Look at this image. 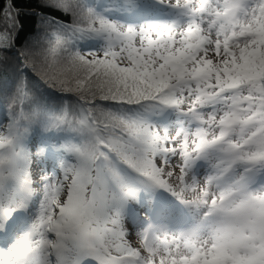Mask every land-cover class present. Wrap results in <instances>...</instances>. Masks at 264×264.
<instances>
[{
  "label": "snow or ice",
  "instance_id": "1",
  "mask_svg": "<svg viewBox=\"0 0 264 264\" xmlns=\"http://www.w3.org/2000/svg\"><path fill=\"white\" fill-rule=\"evenodd\" d=\"M0 264H264V0H0Z\"/></svg>",
  "mask_w": 264,
  "mask_h": 264
},
{
  "label": "trees",
  "instance_id": "2",
  "mask_svg": "<svg viewBox=\"0 0 264 264\" xmlns=\"http://www.w3.org/2000/svg\"><path fill=\"white\" fill-rule=\"evenodd\" d=\"M36 0H17L18 6L23 8L25 11L35 7ZM25 24L24 36L30 35L36 28L35 18L27 17L23 18Z\"/></svg>",
  "mask_w": 264,
  "mask_h": 264
}]
</instances>
